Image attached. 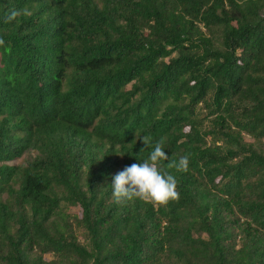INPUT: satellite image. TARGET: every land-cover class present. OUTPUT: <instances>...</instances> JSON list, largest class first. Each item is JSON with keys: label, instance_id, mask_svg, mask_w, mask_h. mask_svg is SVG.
I'll list each match as a JSON object with an SVG mask.
<instances>
[{"label": "trees", "instance_id": "16d2710c", "mask_svg": "<svg viewBox=\"0 0 264 264\" xmlns=\"http://www.w3.org/2000/svg\"><path fill=\"white\" fill-rule=\"evenodd\" d=\"M0 264H264V0H0Z\"/></svg>", "mask_w": 264, "mask_h": 264}, {"label": "clouds", "instance_id": "9594fccd", "mask_svg": "<svg viewBox=\"0 0 264 264\" xmlns=\"http://www.w3.org/2000/svg\"><path fill=\"white\" fill-rule=\"evenodd\" d=\"M14 15V13H13ZM11 18V17H10ZM143 145L149 148L150 138L140 137ZM143 151V149L141 150ZM168 160V156L159 142L152 144L148 159L124 167L112 178V196L117 203L123 200L138 198L154 204H166L169 200L178 197L176 178L158 169L157 164ZM189 164L187 155L181 156L178 161L169 167L186 171Z\"/></svg>", "mask_w": 264, "mask_h": 264}]
</instances>
